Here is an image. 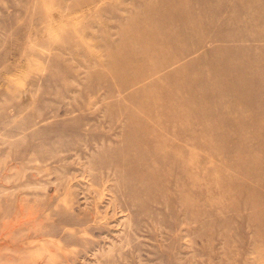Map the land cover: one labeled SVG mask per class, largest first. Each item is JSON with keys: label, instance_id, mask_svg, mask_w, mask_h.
<instances>
[{"label": "rangeland", "instance_id": "rangeland-1", "mask_svg": "<svg viewBox=\"0 0 264 264\" xmlns=\"http://www.w3.org/2000/svg\"><path fill=\"white\" fill-rule=\"evenodd\" d=\"M263 39L264 0H0V264H264Z\"/></svg>", "mask_w": 264, "mask_h": 264}, {"label": "bare ground", "instance_id": "bare-ground-1", "mask_svg": "<svg viewBox=\"0 0 264 264\" xmlns=\"http://www.w3.org/2000/svg\"><path fill=\"white\" fill-rule=\"evenodd\" d=\"M250 4V3H249ZM248 7H250V6H248ZM191 28V27H190ZM264 40V39H263ZM150 116V115H149ZM180 147V146H179Z\"/></svg>", "mask_w": 264, "mask_h": 264}]
</instances>
